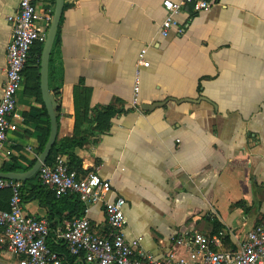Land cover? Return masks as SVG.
Wrapping results in <instances>:
<instances>
[{
    "label": "crops",
    "instance_id": "1",
    "mask_svg": "<svg viewBox=\"0 0 264 264\" xmlns=\"http://www.w3.org/2000/svg\"><path fill=\"white\" fill-rule=\"evenodd\" d=\"M163 1L64 0L48 64L56 140L81 141L64 151L77 158L80 172L110 182L109 199L124 198L125 237H140L145 252L185 257L172 238L190 229L217 235L214 219L228 236L221 237L223 248L236 249L264 223V0H211L200 12L186 6L175 16L178 30L166 37L159 34ZM18 2L0 0V96L8 17ZM38 2L53 15L55 0ZM141 51L145 65H137ZM136 71L140 107L163 106H131ZM14 115L18 129L0 153L4 173L28 171L49 135L36 59L25 68ZM8 180L20 184L26 214L49 219L35 194L38 171ZM10 191L0 189V206ZM84 209L91 230L104 232L103 206ZM0 264H17L1 245Z\"/></svg>",
    "mask_w": 264,
    "mask_h": 264
},
{
    "label": "built area",
    "instance_id": "2",
    "mask_svg": "<svg viewBox=\"0 0 264 264\" xmlns=\"http://www.w3.org/2000/svg\"><path fill=\"white\" fill-rule=\"evenodd\" d=\"M38 1L19 0L16 12L8 17L11 29L0 96V153L5 149L8 133L18 129L12 118L16 116V97L24 81L23 69L30 50L36 43L45 42L52 19ZM214 4L211 0H164L162 5L166 15L159 34L166 37L171 29L178 30L175 16L186 6L200 12ZM143 56L144 51H141L137 65H145ZM139 83L136 71L131 106L138 111L141 110ZM38 180L56 197L74 193L84 206L101 204L107 227L97 234L83 215L62 220L51 235L46 218L30 216L23 211L20 184L0 178V189L11 190L8 209L0 210V245L17 259V264H63L62 256L49 247V239L55 245L62 242L70 256L86 264H264V223L254 225L239 246L229 250L223 248L222 236H209L190 229L172 238V246L183 247L185 257L175 258L173 251L158 257L140 248V237L127 240L124 233L125 200L121 196L109 199L111 184L97 172L70 170L66 160L57 155L50 164L40 166Z\"/></svg>",
    "mask_w": 264,
    "mask_h": 264
},
{
    "label": "trees",
    "instance_id": "3",
    "mask_svg": "<svg viewBox=\"0 0 264 264\" xmlns=\"http://www.w3.org/2000/svg\"><path fill=\"white\" fill-rule=\"evenodd\" d=\"M41 50H42V44L36 43L30 50L29 53V58L26 62V65L23 69V77H24V71L28 63H32L36 59V63L38 68H40V56H41ZM36 55V56H35ZM39 79V77H38ZM48 138V132L46 133L45 137L42 140L40 150H43L44 145L47 141ZM81 141H74V140H63L61 141L60 139L55 140L49 156L47 158L46 163L49 164L56 155H58L60 152H63V154L67 155V165L70 170H76V171H81V166L79 161L77 160L76 157L72 153H67L64 150L66 148H71L73 149L74 147L80 146ZM39 181V180H38ZM40 183V182H39ZM11 192V191H10ZM22 194V192H21ZM35 194L39 195V201L41 202L42 205L47 207V212L49 217V227H53L57 224H59L63 217H61L62 211L67 209L68 214L64 216L65 219H71L72 217H81L83 216V209L84 206L83 204L79 201L78 197L76 194L71 193V194H66L61 197H56L55 194L47 190L41 183L36 186L35 189ZM68 204V205H67ZM77 208V209H76ZM8 209V203L1 205L0 210H6ZM57 217L55 222H52V218L55 219L54 217ZM54 223V224H53ZM213 223V231L211 234H219L222 232L223 226L218 220H212ZM52 235V234H51ZM225 239H227L228 236L224 235ZM49 247L53 250L59 253L62 256L63 259V264H78L75 263V257L70 256L68 254V251L66 249V246L62 244V242H59L58 245H55L52 241V239L47 240Z\"/></svg>",
    "mask_w": 264,
    "mask_h": 264
},
{
    "label": "water",
    "instance_id": "4",
    "mask_svg": "<svg viewBox=\"0 0 264 264\" xmlns=\"http://www.w3.org/2000/svg\"><path fill=\"white\" fill-rule=\"evenodd\" d=\"M64 0H55V8L53 11L52 19L47 31L46 40L42 45L41 56H40V90L41 97L46 108L49 122H50V131L47 138V141L44 145L43 150L39 154L38 159L35 161L33 166L24 173H4L0 172V178L3 179H15V180H26L27 178L33 176L37 173L38 169L42 164H44L49 156L50 150L56 140L57 135V103L54 99L53 94L50 92L48 87V64L49 58L52 50V46L54 43V39L56 36L60 16L63 10ZM173 99V98H172ZM174 101H178L175 100ZM185 101V100H182ZM164 102H155L150 105H143L141 108L143 110H153L155 107L163 106Z\"/></svg>",
    "mask_w": 264,
    "mask_h": 264
},
{
    "label": "rangeland",
    "instance_id": "5",
    "mask_svg": "<svg viewBox=\"0 0 264 264\" xmlns=\"http://www.w3.org/2000/svg\"><path fill=\"white\" fill-rule=\"evenodd\" d=\"M218 235H220V236H224V234H223V233H219Z\"/></svg>",
    "mask_w": 264,
    "mask_h": 264
}]
</instances>
